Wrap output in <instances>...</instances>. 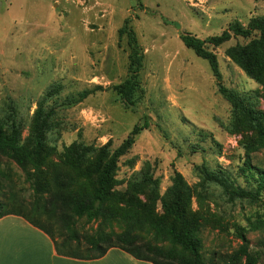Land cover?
<instances>
[{"label": "rangeland", "instance_id": "obj_1", "mask_svg": "<svg viewBox=\"0 0 264 264\" xmlns=\"http://www.w3.org/2000/svg\"><path fill=\"white\" fill-rule=\"evenodd\" d=\"M262 16L264 0H0V123L8 128L15 122L19 143L32 148L37 121L45 120L37 169H23L0 154V201L7 204L14 196L30 209L27 172L43 189L59 173L71 182L67 191L91 194L101 149L111 154L140 125L113 172L110 218H81L78 230L131 231L140 242L172 247L176 262L187 258L152 228L165 212L177 171L189 187L187 213L206 260L238 248L239 226L254 246L264 224L254 230L250 224L264 221V190L255 194L245 161L264 169V148L250 149L258 133L218 92L208 61L185 46L180 34L205 39L233 22L246 26ZM126 18L143 51L133 105L114 89L127 77L129 46L118 33ZM257 36L232 35L206 48L217 58L220 82L263 110L264 75L261 81L250 77L228 53ZM207 174L253 195L230 197Z\"/></svg>", "mask_w": 264, "mask_h": 264}, {"label": "trees", "instance_id": "obj_2", "mask_svg": "<svg viewBox=\"0 0 264 264\" xmlns=\"http://www.w3.org/2000/svg\"><path fill=\"white\" fill-rule=\"evenodd\" d=\"M121 36L125 34L129 46L127 77L114 86L116 93L126 105L134 104L137 91L141 90L139 79L143 61V51L138 42L136 33L126 18L118 29ZM258 33L246 45H237L228 50L236 64L257 81L264 75V16L251 20L246 26L239 22L229 24L227 29L219 35L200 39L191 34H180L185 46L191 48L196 55L206 59L211 71L217 80L218 92L231 104L235 113L242 114L247 123L258 133L251 145V150L264 148V109L256 110L236 91L225 87L221 82L218 61L213 52L206 48V44L218 46L229 40L232 35L249 37ZM34 145L26 148L19 143L20 128L12 122L8 128L0 123V154L14 161L19 167L26 169L32 164L37 169L42 161L43 129L45 120L37 121ZM142 127L135 125L122 143L108 155L102 148L96 158V168L93 170L96 183L89 195L77 196L67 191L70 181H65L59 173L54 175L52 184L45 189L34 179L33 173L27 172V179L33 189L32 205L28 209L24 202L16 203L12 196L7 204L0 201V217L14 214L23 217L33 226L45 232L53 241L57 254L77 259H96L102 257L111 247H118L139 260L150 261L153 264H264V234L260 236L254 246L248 238L244 227H236L235 235L240 245L235 251L228 254H215L206 260L201 254V238L197 228L193 226L187 213L189 187L184 183L181 174L174 172L173 182L168 191V200L165 212L152 224L155 234L166 237L172 246H179L183 257L176 262L173 248L164 249L151 242H140L136 234L126 231L113 235L104 231L81 233L77 228V221L85 218L87 221L108 220L107 201L113 184V172L120 156L125 154L135 141V136ZM245 169L256 182L255 194L264 190V169L253 166L245 161ZM2 175H5L2 173ZM208 180H214L223 186L230 197L252 196V191H245L232 187L229 182L217 175L207 174ZM0 194L2 189L0 186ZM11 204L10 207L8 205ZM5 207V210L1 208ZM8 207V208H7ZM45 217V221L40 220ZM259 224L251 223L250 229L263 227L264 221ZM261 223V224H260Z\"/></svg>", "mask_w": 264, "mask_h": 264}, {"label": "crops", "instance_id": "obj_3", "mask_svg": "<svg viewBox=\"0 0 264 264\" xmlns=\"http://www.w3.org/2000/svg\"><path fill=\"white\" fill-rule=\"evenodd\" d=\"M0 264H153L111 247L96 259H77L56 253L52 239L23 217H0Z\"/></svg>", "mask_w": 264, "mask_h": 264}]
</instances>
